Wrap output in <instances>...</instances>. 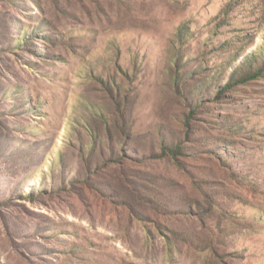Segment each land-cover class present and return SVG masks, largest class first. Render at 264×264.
<instances>
[{
	"label": "rangeland",
	"instance_id": "1",
	"mask_svg": "<svg viewBox=\"0 0 264 264\" xmlns=\"http://www.w3.org/2000/svg\"><path fill=\"white\" fill-rule=\"evenodd\" d=\"M0 264H264V0H0Z\"/></svg>",
	"mask_w": 264,
	"mask_h": 264
},
{
	"label": "trees",
	"instance_id": "2",
	"mask_svg": "<svg viewBox=\"0 0 264 264\" xmlns=\"http://www.w3.org/2000/svg\"><path fill=\"white\" fill-rule=\"evenodd\" d=\"M177 38H178V41L181 42L182 41V37L184 36V30L183 28H180L177 32ZM256 56V53H252L250 55H248L246 57V60H249V59H252L253 57ZM262 72V69L261 68H257L256 70H251L249 72H246L245 74H242V75H239L237 77H234V76H231L230 79L224 83V85L221 87V89H229V88H232L234 87L235 85H237L238 83H241V82H246L248 81L249 79H252V78H255L257 76H259ZM180 151V146L179 145H175L172 149H171V152L173 154L176 155V153H178Z\"/></svg>",
	"mask_w": 264,
	"mask_h": 264
}]
</instances>
